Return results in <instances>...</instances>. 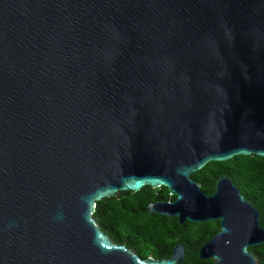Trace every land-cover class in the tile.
Returning a JSON list of instances; mask_svg holds the SVG:
<instances>
[{"label": "water", "instance_id": "1", "mask_svg": "<svg viewBox=\"0 0 264 264\" xmlns=\"http://www.w3.org/2000/svg\"><path fill=\"white\" fill-rule=\"evenodd\" d=\"M238 156L264 159V0H0V264H182L93 219L146 187L174 197L147 215L218 223L199 260L258 264V211L190 178Z\"/></svg>", "mask_w": 264, "mask_h": 264}, {"label": "trees", "instance_id": "2", "mask_svg": "<svg viewBox=\"0 0 264 264\" xmlns=\"http://www.w3.org/2000/svg\"><path fill=\"white\" fill-rule=\"evenodd\" d=\"M201 192L211 196L220 178L229 179L244 200L259 213V224L264 230V159L238 156L221 163H209L190 176ZM158 190L143 188L137 193H121L117 199L109 198L97 202L93 219L101 232L113 243L133 251L140 260L151 256L155 261L167 260L173 247L182 245V264H211L201 261L197 251L219 230L217 222L178 226L174 219L147 215L143 209L158 200ZM164 200H174L165 188H160ZM264 264V243L248 248ZM187 259V260H186Z\"/></svg>", "mask_w": 264, "mask_h": 264}, {"label": "flooded vegetation", "instance_id": "3", "mask_svg": "<svg viewBox=\"0 0 264 264\" xmlns=\"http://www.w3.org/2000/svg\"><path fill=\"white\" fill-rule=\"evenodd\" d=\"M155 190H158L159 192L157 193V196H158V200L157 201H153V202H151V203H149L148 205H152V204H154V203H156V202H159V203H171V202H173V201H171V200H168V201H165L164 200V197H163V195H162V193H160V188L159 189H155ZM148 205H146V207L148 206ZM145 207V208H146ZM144 208V209H145ZM143 209V210H144ZM152 215H155V214H152ZM158 216V215H157ZM170 219V218H169ZM172 219H174V218H172ZM175 220V219H174ZM176 221V220H175ZM117 245V244H116ZM118 246H121V245H118ZM124 247V246H123ZM126 248V247H125ZM127 249V248H126ZM129 250V249H128ZM148 258H151V256L150 257H148ZM147 258V259H148ZM152 259V258H151ZM154 260V259H153ZM161 261H163V260H161Z\"/></svg>", "mask_w": 264, "mask_h": 264}]
</instances>
